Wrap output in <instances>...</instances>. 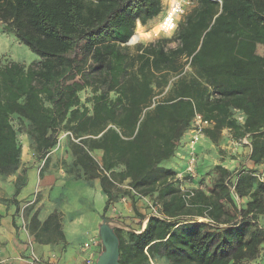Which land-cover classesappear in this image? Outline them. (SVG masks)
<instances>
[{
	"label": "trees",
	"instance_id": "16d2710c",
	"mask_svg": "<svg viewBox=\"0 0 264 264\" xmlns=\"http://www.w3.org/2000/svg\"><path fill=\"white\" fill-rule=\"evenodd\" d=\"M192 4L168 48L167 39L127 45L136 24L159 18L163 0H0V23L38 58L0 66V177L20 166L12 118L41 157L39 174L67 133L71 161L61 169L98 180L102 219L122 198L135 207L123 186L160 207L162 217L149 216L143 230L113 227L118 264H264V184L255 171L216 165L186 203L176 174L162 167L196 114L211 123L210 142L226 129L235 142L247 140L254 166L264 164V0ZM58 216L46 218L36 240Z\"/></svg>",
	"mask_w": 264,
	"mask_h": 264
},
{
	"label": "crops",
	"instance_id": "0c3cea01",
	"mask_svg": "<svg viewBox=\"0 0 264 264\" xmlns=\"http://www.w3.org/2000/svg\"><path fill=\"white\" fill-rule=\"evenodd\" d=\"M258 54L261 55L259 52ZM224 135L231 139L228 130H222L221 136ZM188 140L189 135L186 133L179 143L177 155L162 163L163 168L176 174L175 180H177L178 186H182L184 189L196 190L207 185L208 180L213 176L211 169L216 165H221L229 171L241 166L246 170L253 171H258L261 168V165L254 166L249 161L247 145H244V152L238 151L239 157L229 160L227 157L219 156L213 150L216 149L217 144H213L203 135L201 142L196 147L197 179H178V177H184ZM231 144L232 141L227 140L226 146L220 145V148L228 150ZM33 153L35 154V150ZM95 153L99 159L100 153ZM53 154H55V149L49 154V158ZM241 154L245 156V160L240 157ZM26 160L20 158V166L16 174L6 178L5 182L0 177V264H84L85 254L81 248L92 238L99 240L98 227L107 200L98 180L64 179L60 175L64 174L63 170L61 168L53 169V167H45L40 176L39 170L42 168V162L37 169L32 165L27 166L24 163ZM21 171H25V184L17 191L14 183L21 175ZM199 181H202V184H199ZM17 184L20 183L17 181ZM66 192L75 196V201H77L75 205L65 200ZM38 193L42 197L37 200ZM135 198L138 203H142L137 197ZM82 200L87 201L86 209L84 211L74 210L75 207L80 206ZM112 209L123 217L130 218V213L136 214L135 211L132 212L131 201L126 197L113 203L111 211ZM73 212L74 214H72ZM51 213L59 214L58 218L52 222L48 233L39 235V240H36L35 235L38 233L40 225ZM33 215L35 222L32 223L30 221ZM146 215L143 217L144 220L142 217V219L140 218L141 222L137 226L127 228L130 220L127 218L123 223H119L122 222L121 220L115 221L114 227L134 232L143 230ZM84 219H87L86 222ZM132 221L138 222L135 219ZM81 238L83 242L80 241ZM94 251L96 255L100 254L101 243ZM156 264L166 263L157 260Z\"/></svg>",
	"mask_w": 264,
	"mask_h": 264
},
{
	"label": "rangeland",
	"instance_id": "374dc122",
	"mask_svg": "<svg viewBox=\"0 0 264 264\" xmlns=\"http://www.w3.org/2000/svg\"><path fill=\"white\" fill-rule=\"evenodd\" d=\"M188 1L191 4L189 6H187L186 13L193 6L192 0H188ZM164 5H165V2L163 3V6ZM157 21H158V18L149 22L146 26H140L139 25L140 28H137V24H136L135 30H134V35L131 39V43H135V45L136 44L147 45V44L154 42L158 39H167L170 41L168 43V48H174L176 46V42L174 40H172V36H159L157 39H154V40H152V38H150V36H149L150 33H148V32L154 28V26L157 24ZM6 31H7V29H5V27L0 23V66L4 65L7 62H17L19 64L27 66L30 63H33V62L35 63L38 61V58L36 55L31 53L25 46L18 44V42L13 38V36L8 34ZM129 46L134 47L133 44H131ZM258 52L264 56V50L261 47H258ZM90 95H91L90 90L86 89V90L82 91L79 94L80 102L87 104V99L90 98ZM237 118H238V121H241L239 117H237ZM11 124L14 127V129L17 131V141L21 147L20 158H23L24 160L27 159L24 162L27 166L32 165L33 167H36L38 169L42 160L36 151H35V154L33 153L34 150L32 149L31 142L28 139V137L26 136V134L24 133L25 128L24 127L20 128L18 126V123H17L15 118H12ZM67 135H68L67 133H63V132L58 135V144H57V147L55 148V154H53L49 158V160L46 164V167H53V169H56V168L59 169V168H62V163H66L67 165H70L71 160H70L67 152H65L66 151L65 150L66 149L65 138ZM227 140L232 141L230 148L228 150L221 149L220 145H224L223 147H225ZM57 148H59V149L57 150ZM243 149H244L243 145L238 144L234 140L227 137V135L221 136V134H220L218 141H217L216 149H213V150H215V152L219 156H222L223 158L227 157L229 160H235L237 157H239L238 151L244 152ZM92 155L97 161L99 160L96 153H93ZM240 157H242L243 160H245V156L243 154H241ZM29 160H30V162H29ZM41 165H43V162ZM39 172H40V170H39ZM63 173L64 174L61 173L60 175L64 179H68V178L72 179V176L66 174L65 171ZM41 174H42V171L39 175L41 176ZM2 180L5 182L6 178H3ZM210 181H211V179L208 180V184L210 183ZM122 190H125V189L122 188ZM126 191H127V189H126ZM41 197L42 196L40 195V193H38L36 198L38 200V199H41ZM64 198L66 201L70 202L73 205H75L77 203V201H75V196L70 194V192H66V195L64 196ZM137 203L138 202H136L135 207L132 209V212L135 211L136 214L130 213V215H131L130 218L121 216L119 214V212L111 211V208L104 215V218H110L111 220H113L114 221V223L112 225L113 227L115 226V221L119 222L121 220L122 222H119V223H123L125 221V219H127V218L130 219L129 220V226H126L127 228H130V226H137L141 222L140 218L144 217L147 214V208L145 207V205L142 203L141 204L138 203V205H137ZM86 206H87V201L82 200L80 203V206L75 207L74 210L84 211L86 209ZM74 212L72 214H74ZM133 219L138 220V222H133L132 221ZM84 220L86 222L87 219H84ZM259 221L264 226V218H261ZM124 230L126 231V229H124ZM80 241L83 242V239L81 238ZM98 255H97V257H98ZM151 264H154V262Z\"/></svg>",
	"mask_w": 264,
	"mask_h": 264
},
{
	"label": "built area",
	"instance_id": "2783aa9c",
	"mask_svg": "<svg viewBox=\"0 0 264 264\" xmlns=\"http://www.w3.org/2000/svg\"><path fill=\"white\" fill-rule=\"evenodd\" d=\"M163 12L159 16L157 24L151 29L148 33H150V38L152 40L157 39L159 36H171L176 28L177 23L180 18L185 14L187 6L191 3L188 0H163ZM155 30V31H154ZM135 45V43L133 44ZM211 123L204 120L200 115H194L192 122L190 124V128L188 130L189 140H188V150H187V161L186 167L184 169V177H178V179L187 178L190 180L197 179V152L196 147L201 142L204 130L210 128ZM240 145H248L246 139H243L240 142H237ZM254 177L262 184H264V164L261 165L260 170L255 171L253 174ZM122 188L127 189L130 193L137 197L142 204L147 208V215L144 223L146 222L149 216L161 218L162 215L160 213V207L158 204L153 203L147 198L141 197L133 192L127 186H123ZM178 189L183 194V198L185 202L188 203L190 197H192L193 189H184L182 186H178ZM114 212V209H112ZM100 241L97 238H92L83 244L81 251L85 254L83 262L84 264H95L96 261V248Z\"/></svg>",
	"mask_w": 264,
	"mask_h": 264
},
{
	"label": "water",
	"instance_id": "95a60500",
	"mask_svg": "<svg viewBox=\"0 0 264 264\" xmlns=\"http://www.w3.org/2000/svg\"><path fill=\"white\" fill-rule=\"evenodd\" d=\"M131 38L127 42L130 43ZM114 221L110 218L101 219V223L98 227V237L102 246V251L98 255L95 264H118L119 249L118 240L113 231Z\"/></svg>",
	"mask_w": 264,
	"mask_h": 264
},
{
	"label": "bare ground",
	"instance_id": "6f19581e",
	"mask_svg": "<svg viewBox=\"0 0 264 264\" xmlns=\"http://www.w3.org/2000/svg\"><path fill=\"white\" fill-rule=\"evenodd\" d=\"M137 28H140L139 24H137ZM154 31H155V30H154ZM131 39H132V37H131ZM130 43H131V40H130Z\"/></svg>",
	"mask_w": 264,
	"mask_h": 264
}]
</instances>
